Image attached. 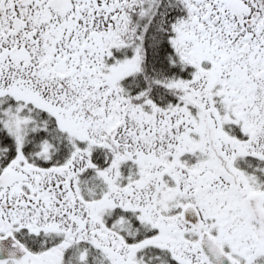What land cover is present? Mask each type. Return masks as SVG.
Segmentation results:
<instances>
[{"label": "snow or ice", "instance_id": "snow-or-ice-1", "mask_svg": "<svg viewBox=\"0 0 264 264\" xmlns=\"http://www.w3.org/2000/svg\"><path fill=\"white\" fill-rule=\"evenodd\" d=\"M0 264H264V0H0Z\"/></svg>", "mask_w": 264, "mask_h": 264}]
</instances>
